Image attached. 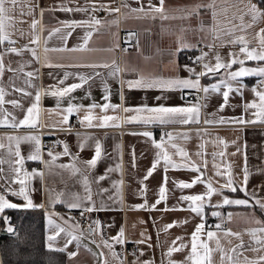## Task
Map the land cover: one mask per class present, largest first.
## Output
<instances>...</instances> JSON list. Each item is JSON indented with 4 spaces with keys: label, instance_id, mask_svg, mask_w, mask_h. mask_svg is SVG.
I'll return each mask as SVG.
<instances>
[{
    "label": "crops",
    "instance_id": "obj_1",
    "mask_svg": "<svg viewBox=\"0 0 264 264\" xmlns=\"http://www.w3.org/2000/svg\"><path fill=\"white\" fill-rule=\"evenodd\" d=\"M263 7L0 0V234L35 208L66 264H264Z\"/></svg>",
    "mask_w": 264,
    "mask_h": 264
},
{
    "label": "trees",
    "instance_id": "obj_2",
    "mask_svg": "<svg viewBox=\"0 0 264 264\" xmlns=\"http://www.w3.org/2000/svg\"><path fill=\"white\" fill-rule=\"evenodd\" d=\"M10 213L14 228L0 234L4 264H66L64 251L45 244V217L41 210L15 209Z\"/></svg>",
    "mask_w": 264,
    "mask_h": 264
},
{
    "label": "built area",
    "instance_id": "obj_3",
    "mask_svg": "<svg viewBox=\"0 0 264 264\" xmlns=\"http://www.w3.org/2000/svg\"><path fill=\"white\" fill-rule=\"evenodd\" d=\"M8 46L16 47L17 43H11ZM117 48L120 53L125 52V51H131L133 48L132 41L129 39V32L126 29H122L120 32V39L118 41ZM187 56L189 59H194V56L192 54H188ZM183 93L189 94L191 93V91L185 90ZM75 119H77V117H75ZM38 132L40 134V146H41V150L43 153L45 151H50L56 148L57 143L55 139L48 134L47 129H45L44 127H40L38 129ZM66 212L72 215L73 217H75L76 219H78L80 223L82 224H86L88 222V217H87L88 209L87 208H81L79 210H76L74 208H68ZM5 219L11 225L9 230H12L14 228V225L11 222V217L7 215L5 216ZM211 226L217 227V224L211 223ZM5 228H6L5 230H8V227H5ZM138 250H139V247L136 244V242H132V243L125 242L124 243V253L125 254H128V253L135 254ZM0 264H4L2 257H0Z\"/></svg>",
    "mask_w": 264,
    "mask_h": 264
},
{
    "label": "rangeland",
    "instance_id": "obj_4",
    "mask_svg": "<svg viewBox=\"0 0 264 264\" xmlns=\"http://www.w3.org/2000/svg\"><path fill=\"white\" fill-rule=\"evenodd\" d=\"M8 216L12 218L10 211L8 212Z\"/></svg>",
    "mask_w": 264,
    "mask_h": 264
}]
</instances>
